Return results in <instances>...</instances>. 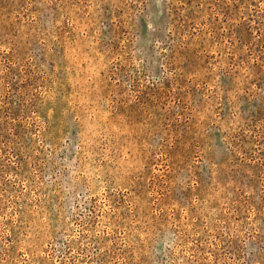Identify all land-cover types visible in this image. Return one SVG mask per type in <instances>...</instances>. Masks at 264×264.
<instances>
[{
	"label": "rangeland",
	"instance_id": "rangeland-1",
	"mask_svg": "<svg viewBox=\"0 0 264 264\" xmlns=\"http://www.w3.org/2000/svg\"><path fill=\"white\" fill-rule=\"evenodd\" d=\"M0 264H264V0H0Z\"/></svg>",
	"mask_w": 264,
	"mask_h": 264
}]
</instances>
